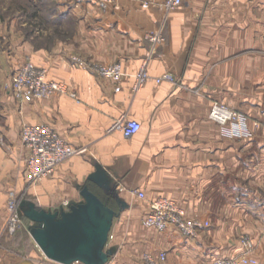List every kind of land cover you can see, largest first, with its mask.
<instances>
[{"label": "crops", "instance_id": "0c3cea01", "mask_svg": "<svg viewBox=\"0 0 264 264\" xmlns=\"http://www.w3.org/2000/svg\"><path fill=\"white\" fill-rule=\"evenodd\" d=\"M38 1L47 8L35 4L17 16L0 8V264H60L27 232L30 220L7 235L11 194L22 214L31 203L67 210V201L87 205L98 224L108 219L105 264H139L144 253L161 252L164 264L243 254L264 264V1L182 0L167 13L159 6L165 0H118L106 9L94 0ZM161 27L156 46L149 34ZM27 60L75 97L16 100L10 81ZM113 63L124 74L118 83L94 71ZM143 64L152 78L173 79L133 90ZM214 102L243 112L250 135H226L208 117ZM121 117L137 121L138 132L111 129ZM24 124L50 125L79 152L30 182ZM159 196L209 226L194 236L143 226Z\"/></svg>", "mask_w": 264, "mask_h": 264}, {"label": "built area", "instance_id": "2783aa9c", "mask_svg": "<svg viewBox=\"0 0 264 264\" xmlns=\"http://www.w3.org/2000/svg\"><path fill=\"white\" fill-rule=\"evenodd\" d=\"M82 2L84 0H76ZM100 8L106 9L113 5L116 6L118 0H94ZM264 1V0H259ZM182 0H165L159 6L167 13ZM151 4L142 3L143 7ZM149 39L154 45H159L164 41L162 27L149 34ZM94 71L102 77L118 83L123 77L120 64L97 65ZM172 76L164 74L160 78H152L143 64L134 76L133 90L140 89L148 81L160 82L162 80H172ZM13 96L18 101L30 102L37 99H47L56 93H69L66 83L53 80L48 77L46 68L36 66L31 60L25 61L13 74L9 85ZM117 90L119 87L116 88ZM208 117L223 129L224 133L230 137H245L250 135L247 127L246 115L229 108L220 102L212 103ZM256 125V123H255ZM139 123L133 119L121 117L112 125L113 130L121 132L124 136L130 137L139 130ZM20 140L28 150L26 158V172L30 182H36L52 175L60 164L76 155L79 151L73 145L64 141L58 133L48 124H24L20 131ZM139 197H144L143 192L137 191ZM67 206L68 202H64ZM8 216L5 223V232L12 236L22 226V218L19 211V199L15 194H11L7 201ZM143 226L163 231L170 226L175 227L186 236H194L198 230L209 226L208 221L198 218L187 219L184 211L178 204L166 197L159 196L149 202L148 211L142 219ZM242 244L246 248L252 246V242L247 237L241 238ZM166 254L164 252L153 255L144 253L139 264H164ZM210 264H258V261L243 254L236 257L216 258Z\"/></svg>", "mask_w": 264, "mask_h": 264}, {"label": "water", "instance_id": "95a60500", "mask_svg": "<svg viewBox=\"0 0 264 264\" xmlns=\"http://www.w3.org/2000/svg\"><path fill=\"white\" fill-rule=\"evenodd\" d=\"M67 210L46 211L28 204L24 216L34 223L30 235L46 258L60 263L105 264L102 250L107 241L109 220L95 221L84 204H68ZM20 208V207H19Z\"/></svg>", "mask_w": 264, "mask_h": 264}, {"label": "rangeland", "instance_id": "374dc122", "mask_svg": "<svg viewBox=\"0 0 264 264\" xmlns=\"http://www.w3.org/2000/svg\"><path fill=\"white\" fill-rule=\"evenodd\" d=\"M35 4L37 6H41V7H44L46 9L47 7L45 5H47L48 3H45L44 4V3H42L41 1H38V0H36V1H31V0L30 1L29 0H0V8H5V10H7L9 13H11L13 15H16V14L18 15V12L20 11V9H26L27 8V9L33 10L34 7H35ZM27 18H29V17H26L25 18L23 16L20 19H22V20L24 19L25 20ZM31 26L33 28L34 24L31 21H29V23L26 25V28L24 30H26V32H28L29 31V28L31 29ZM19 211H20V213H22L21 210H20V208H19ZM21 228H22V226H21ZM27 232H29V234H30V231H27ZM15 234H13V235H15Z\"/></svg>", "mask_w": 264, "mask_h": 264}, {"label": "trees", "instance_id": "16d2710c", "mask_svg": "<svg viewBox=\"0 0 264 264\" xmlns=\"http://www.w3.org/2000/svg\"><path fill=\"white\" fill-rule=\"evenodd\" d=\"M22 220L27 219L22 213H20Z\"/></svg>", "mask_w": 264, "mask_h": 264}]
</instances>
